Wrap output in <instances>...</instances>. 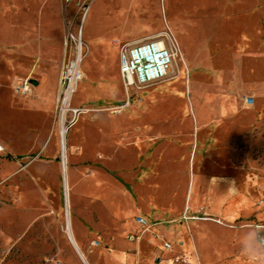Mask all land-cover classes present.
<instances>
[{"label":"rangeland","instance_id":"obj_1","mask_svg":"<svg viewBox=\"0 0 264 264\" xmlns=\"http://www.w3.org/2000/svg\"><path fill=\"white\" fill-rule=\"evenodd\" d=\"M160 34L175 65L125 89L116 54ZM71 36L85 45L80 111L62 119ZM252 224L264 227V0H0V264H246Z\"/></svg>","mask_w":264,"mask_h":264},{"label":"built area","instance_id":"obj_2","mask_svg":"<svg viewBox=\"0 0 264 264\" xmlns=\"http://www.w3.org/2000/svg\"><path fill=\"white\" fill-rule=\"evenodd\" d=\"M74 43V54L64 60L59 74V94L58 104L61 112L65 109L71 110L74 114H79V109L70 108V101L75 92L77 82L81 79V74L77 69L78 62L84 57V43L80 36H71ZM178 55V46L172 39L166 42L159 37L147 39L145 41L128 45L119 53V73L124 83L125 89L133 85L146 86L165 78L168 70ZM17 90L23 94L30 93L31 83L29 80H17L15 83ZM247 105L253 103L252 98H246ZM128 105V100L125 103ZM141 226L148 227L146 222L137 217L135 219ZM134 239L133 237L130 238ZM164 249L169 245L163 243Z\"/></svg>","mask_w":264,"mask_h":264},{"label":"clouds","instance_id":"obj_3","mask_svg":"<svg viewBox=\"0 0 264 264\" xmlns=\"http://www.w3.org/2000/svg\"><path fill=\"white\" fill-rule=\"evenodd\" d=\"M239 252L246 264H264V227L252 224L242 230Z\"/></svg>","mask_w":264,"mask_h":264},{"label":"bare ground","instance_id":"obj_4","mask_svg":"<svg viewBox=\"0 0 264 264\" xmlns=\"http://www.w3.org/2000/svg\"><path fill=\"white\" fill-rule=\"evenodd\" d=\"M162 36H165V37H168L166 34H160V35H157V36H155V37H162ZM154 37V38H155ZM168 39V38H167ZM175 62V61H174ZM172 65L174 66L175 64L174 63H172ZM63 114H64V112L62 111L61 112V116H62V119H63ZM61 129H60V140H61V138L63 139L64 138V131L66 130L65 128H63V127H60ZM64 143V142H63ZM63 152V151H62ZM65 153V152H64ZM63 154V153H62ZM65 165V159H64V157H63V159H62V167H65L64 166ZM64 171V170H63ZM65 172V171H64ZM65 176V175H64ZM65 188H66V186H65ZM66 192V191H65ZM67 195L68 194H66V218L68 217L67 216V206H68V198H67ZM68 220V219H67Z\"/></svg>","mask_w":264,"mask_h":264},{"label":"crops","instance_id":"obj_5","mask_svg":"<svg viewBox=\"0 0 264 264\" xmlns=\"http://www.w3.org/2000/svg\"><path fill=\"white\" fill-rule=\"evenodd\" d=\"M81 23H82V20H81ZM152 38V37H151ZM151 38H147V39H151ZM147 39H139V40H136V41H133L132 43H129V45H133V44H135V43H139V42H141V41H144V40H147ZM115 61H116V63H117V65H118V69H119V54L117 55L116 54V56H115ZM126 104L125 103H121V104H118V105H116V107H124ZM137 217H135V219H136ZM135 219H134V222L135 223H137L136 221H135ZM153 224H155V223H153ZM144 227V226H143ZM149 227V226H148ZM138 239V238H137ZM131 240V239H130ZM132 240H134V239H132ZM163 243H166V242H163Z\"/></svg>","mask_w":264,"mask_h":264}]
</instances>
